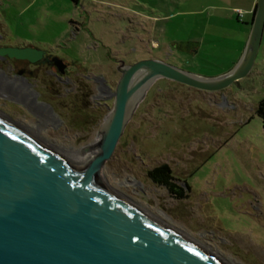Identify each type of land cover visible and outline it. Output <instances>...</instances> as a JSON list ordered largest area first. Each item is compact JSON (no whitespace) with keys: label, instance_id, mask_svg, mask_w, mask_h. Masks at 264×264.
<instances>
[{"label":"rangeland","instance_id":"1","mask_svg":"<svg viewBox=\"0 0 264 264\" xmlns=\"http://www.w3.org/2000/svg\"><path fill=\"white\" fill-rule=\"evenodd\" d=\"M153 3L0 0L2 44L43 49L77 70L74 78L47 72L31 81L0 68V113L70 159L84 162L96 150L113 108L120 61L162 56L209 77L234 67V39L226 34L222 38L208 31L207 41H223L206 44L196 63L169 45H151V19L154 13L162 15ZM172 17L178 23L188 15ZM185 35L170 29L166 43ZM206 58L210 64H203ZM263 97L264 31L251 72L221 92L154 80L103 166L102 179L226 264H264V122L256 112ZM161 163L170 164L184 196L149 177L147 171Z\"/></svg>","mask_w":264,"mask_h":264},{"label":"water","instance_id":"2","mask_svg":"<svg viewBox=\"0 0 264 264\" xmlns=\"http://www.w3.org/2000/svg\"><path fill=\"white\" fill-rule=\"evenodd\" d=\"M263 31L264 0H258L241 58L219 76L199 75L158 58L120 61L113 108L94 145L101 152L87 163L70 159L0 113V264H226L125 197L102 179L101 170L154 80L225 89L251 72ZM0 54L35 62L45 51L7 46ZM53 60L64 72V60Z\"/></svg>","mask_w":264,"mask_h":264},{"label":"crops","instance_id":"3","mask_svg":"<svg viewBox=\"0 0 264 264\" xmlns=\"http://www.w3.org/2000/svg\"><path fill=\"white\" fill-rule=\"evenodd\" d=\"M153 1H155V3L151 5H153V8L156 11H158L157 8L162 9V15L159 16L154 13L155 16L151 19L153 20V24L151 29L148 30L151 45L154 47H160L163 45L166 47L169 45L170 47L177 49V52H179L183 58H187L188 61L192 63L198 62L200 52L204 51V46L210 41H213L212 43L214 46H217L218 43H222L221 41H223V39L206 40L207 32L211 31V34L214 36L219 33L222 35V38L225 34L233 37L234 51H236L237 54V58L234 61L236 64L241 58L250 36L258 4V0ZM175 3L178 7L177 11L174 6ZM28 5L29 4H27V6ZM237 9H240L241 12L237 11ZM175 14L188 15V17H183L182 20L176 23L175 21H171L173 18L172 16ZM190 15L195 16L190 17ZM221 18L224 19L223 22L219 21ZM170 29L185 31L186 35L176 39L170 38L167 44V32ZM196 32L199 33V35L195 34ZM158 34L160 35V38L157 37ZM142 37L143 35H139V38ZM153 58L165 60L162 56H155ZM183 58L180 57L179 60L182 61ZM207 62L210 64L208 58L205 59L203 64H207Z\"/></svg>","mask_w":264,"mask_h":264},{"label":"flooded vegetation","instance_id":"4","mask_svg":"<svg viewBox=\"0 0 264 264\" xmlns=\"http://www.w3.org/2000/svg\"><path fill=\"white\" fill-rule=\"evenodd\" d=\"M7 46H14V45H10L7 43L2 44L0 41V48L7 47ZM19 46L21 47V46H27V45H19ZM54 56H56V55L45 51V56L42 59L35 61V62H32L29 59H20V58H16V57H10L8 55L0 54V68H6V70H8L9 72L10 71L13 72L14 75L15 74L20 75V76L24 77L25 79L31 80V81L32 80L36 81L40 74L46 75L47 72H52L59 78L77 77V70L71 66L72 62L65 60V59H63V60L67 64V67L65 68L64 72H60L57 65L55 64V62L53 60ZM53 68H55L56 71ZM187 86H189V85H187ZM197 89H199V88H197ZM225 89L215 90V91H210V92L218 93V92H221ZM104 103L106 105H108V100H106Z\"/></svg>","mask_w":264,"mask_h":264},{"label":"trees","instance_id":"5","mask_svg":"<svg viewBox=\"0 0 264 264\" xmlns=\"http://www.w3.org/2000/svg\"><path fill=\"white\" fill-rule=\"evenodd\" d=\"M78 4L80 0H72ZM257 114L264 122V97L260 99L256 108ZM149 177L156 183L166 186L173 194L182 197L185 194V188L182 185H177L174 179V173L169 163H161L148 171ZM188 188V186H187Z\"/></svg>","mask_w":264,"mask_h":264},{"label":"bare ground","instance_id":"6","mask_svg":"<svg viewBox=\"0 0 264 264\" xmlns=\"http://www.w3.org/2000/svg\"><path fill=\"white\" fill-rule=\"evenodd\" d=\"M95 149H96V150L88 156L89 158L85 159V161L82 162V163H87L90 159H92V158H94V157L100 155L101 148H100L99 146H97V147H95ZM155 218H156V217H155ZM156 219H158V218H156ZM158 220H159V219H158ZM159 221H160V220H159ZM161 222H162V221H161Z\"/></svg>","mask_w":264,"mask_h":264},{"label":"built area","instance_id":"7","mask_svg":"<svg viewBox=\"0 0 264 264\" xmlns=\"http://www.w3.org/2000/svg\"><path fill=\"white\" fill-rule=\"evenodd\" d=\"M237 11L241 12V10H240V9H237Z\"/></svg>","mask_w":264,"mask_h":264}]
</instances>
